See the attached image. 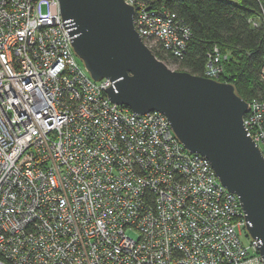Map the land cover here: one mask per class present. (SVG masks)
I'll list each match as a JSON object with an SVG mask.
<instances>
[{
    "label": "built area",
    "instance_id": "1",
    "mask_svg": "<svg viewBox=\"0 0 264 264\" xmlns=\"http://www.w3.org/2000/svg\"><path fill=\"white\" fill-rule=\"evenodd\" d=\"M123 1L151 51L184 58L193 33L164 0ZM206 55L220 82L229 56ZM112 84L78 59L59 0H0V264H263L210 161L163 113L112 102ZM247 103L264 156V91Z\"/></svg>",
    "mask_w": 264,
    "mask_h": 264
},
{
    "label": "water",
    "instance_id": "2",
    "mask_svg": "<svg viewBox=\"0 0 264 264\" xmlns=\"http://www.w3.org/2000/svg\"><path fill=\"white\" fill-rule=\"evenodd\" d=\"M72 47L94 80L110 79L111 101L161 112L188 151L205 156L240 198L246 230L264 264V156L243 125L248 103L232 84L169 68L137 33L123 0H59Z\"/></svg>",
    "mask_w": 264,
    "mask_h": 264
},
{
    "label": "trees",
    "instance_id": "3",
    "mask_svg": "<svg viewBox=\"0 0 264 264\" xmlns=\"http://www.w3.org/2000/svg\"><path fill=\"white\" fill-rule=\"evenodd\" d=\"M168 9L188 23L193 33L184 58L167 55L194 75H204L207 52L220 45L229 56L221 81L232 84L249 101L264 91L260 70L264 62V30L250 18L261 14L264 0H164ZM164 61L165 53L153 51ZM166 57V56H165Z\"/></svg>",
    "mask_w": 264,
    "mask_h": 264
},
{
    "label": "rangeland",
    "instance_id": "4",
    "mask_svg": "<svg viewBox=\"0 0 264 264\" xmlns=\"http://www.w3.org/2000/svg\"><path fill=\"white\" fill-rule=\"evenodd\" d=\"M158 52V51H157ZM166 56V57H165ZM165 56H163L164 58H165V60H164V62H165V64L169 67V68H171L172 70H178V71H187V69H185V68H183V67H181L180 65H178L175 61L173 62L171 59H169V58H167V55L165 54ZM78 59H79V57H78ZM80 60V59H79ZM82 63H83V61L82 60H80ZM246 241V239L244 238L243 239V242H245Z\"/></svg>",
    "mask_w": 264,
    "mask_h": 264
}]
</instances>
